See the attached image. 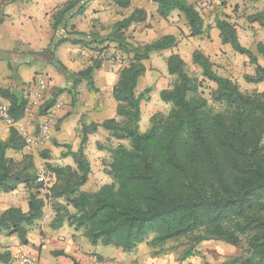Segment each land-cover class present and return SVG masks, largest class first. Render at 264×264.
<instances>
[{"label": "trees", "instance_id": "obj_1", "mask_svg": "<svg viewBox=\"0 0 264 264\" xmlns=\"http://www.w3.org/2000/svg\"><path fill=\"white\" fill-rule=\"evenodd\" d=\"M14 1L0 0V25L4 6ZM90 1L68 0L51 16L53 36L47 51L53 53L65 43L84 48L111 43L128 56V61L112 88L114 117L101 124L83 125L77 151L68 153L75 169L46 165L55 178L48 190L55 210L51 228L66 225L81 231L91 245L128 254L143 243L161 247L179 242L180 263L192 257L203 242H223L239 254L221 264H264V93L241 92L231 80L218 75L209 58L198 50L192 53L191 61L201 70L202 80L191 77L184 61L172 54L166 70L173 82L159 95L169 110L166 115H152L148 129L141 133L140 103L146 91L136 95V87L146 72L144 62L152 53L174 48L175 38L164 36L144 46L128 43L124 32L147 19L142 9L115 23L111 35L99 41L97 35L74 31L69 20L82 15ZM111 1L122 10L131 5L130 0ZM151 1L162 19L174 12L182 15L191 37L208 31L198 11L186 0ZM247 20L264 28V12ZM214 27L221 44L244 56L245 65L253 69L254 76H246V81L264 82V68L240 44L234 26L216 19ZM257 53L264 58L263 45L257 46ZM52 66L65 77L68 88L52 93L39 112L41 116L54 106L58 95L66 90L71 94L81 81L96 91L93 76L100 66L97 59L77 73L56 60ZM205 82L212 85L207 96L201 91ZM0 98L9 105L12 123L25 118L28 101L15 88L0 89ZM98 128L110 139L128 142V146L118 143L111 149L105 169L111 182L88 192L82 189L91 174L84 149L88 136ZM24 148V138L13 127L7 140H0V194L12 193L20 186L30 191L26 212L10 207L0 214V233L15 236L22 246L28 245L32 227L43 218L46 200L40 197L42 184L36 183L35 164L23 154ZM8 151L21 154V159L8 157ZM11 262L9 252H0V264Z\"/></svg>", "mask_w": 264, "mask_h": 264}, {"label": "rangeland", "instance_id": "obj_2", "mask_svg": "<svg viewBox=\"0 0 264 264\" xmlns=\"http://www.w3.org/2000/svg\"><path fill=\"white\" fill-rule=\"evenodd\" d=\"M130 1V8L122 10L117 8L111 0H94L92 4L94 18H91V15L81 17L73 29L97 35L99 41L100 38L111 35L115 23L127 17L133 10L142 9L146 12L147 19L144 23L130 26L124 32L128 43L134 46H144L164 36L175 38L174 48L152 53L148 61L144 62L146 72L138 80L136 87V95L146 91L140 103L139 130L141 133L148 129L152 115L156 113L166 115L169 110V105L163 103L159 95L173 82V77L169 76L166 70L167 58L172 54H177L184 61L186 71L191 77L202 80L201 70L191 61L192 53L198 50L209 58L213 70L218 75L231 80L241 92L264 93V82L253 84L246 81V76H254L253 69L245 65L244 56L234 52L230 46L221 44L218 31L214 27L216 19H225L231 23L236 30L240 44L251 51L264 68V58L257 53V46L260 44L264 46V28L251 24L247 20L250 15L264 12V1L250 3L245 0H186L188 4L194 6L205 25L209 27L208 31L200 37L190 36L184 17L177 12L172 13L167 19H162L156 14V5L151 0ZM13 3L20 9L33 14L31 25L37 31L48 28L44 15L39 12L43 7L40 0H15ZM61 7L62 4L54 8L50 13L51 16ZM17 14L21 18L22 11L20 10ZM42 36L46 38V35ZM3 43L6 48L12 46V50H0V89L9 90L13 87L29 101L27 115L17 124V131L26 139L28 147L24 148L25 154L29 155L35 164L36 177L41 179L42 184L40 197L46 200L43 218L31 229L35 236L32 238L35 242L33 249L29 243L26 246L20 245L15 236L0 233V252H9L8 249H12L13 253H16V248H19V252L29 251L27 255L36 262L35 264H55L56 261L60 262L58 264H74V262L81 264L74 260L69 262L55 251L49 253L52 246L46 240L48 232L42 228L52 229L51 223L55 217V210L48 190L55 178L46 165L70 166L75 169V164L68 153L77 151L81 127L91 123L101 124L115 115L116 103L112 98V88L117 81L119 71L127 63L128 56L111 43L92 44L89 48L68 44L62 56L66 62L63 65L67 70L77 73L91 66L95 59L98 60L100 66L93 76L96 91H92L86 82L81 81L71 94L66 90L58 95L56 103L60 104L59 110L49 125L48 134L43 135L42 120L48 115L47 112L42 116L39 114L44 107L43 104L56 90L68 88L64 76L57 74V78L48 79L44 73L48 67L54 69L52 61H58L61 57L57 50L50 53L45 48L34 52L35 49H30L32 46L26 44ZM40 77L47 81L48 87L42 88L36 85L37 82L34 84L33 80ZM51 82L54 83L53 86L50 85ZM210 88L212 85L205 82L201 91L207 96ZM118 143L128 146L126 141L118 142L110 139L108 133L101 128H98L95 134L88 136L84 154L89 162L91 174L82 188L84 191L92 192L101 185L111 182L105 169L111 160V149ZM8 156L16 161L21 159L19 153L10 152ZM29 193V189L20 186L15 194L0 196V211L9 205L24 206L28 201ZM80 235L87 246L83 251L91 252L86 255L87 262L84 264H221L239 254L238 250L230 245L209 241L199 244L194 255L180 263L178 260L182 246L179 242H169L161 247H152L148 243H143L138 245L134 252L128 254L101 244L91 245L82 234ZM37 243L45 245L40 252L37 251ZM14 262L12 258L11 264H15Z\"/></svg>", "mask_w": 264, "mask_h": 264}, {"label": "crops", "instance_id": "obj_3", "mask_svg": "<svg viewBox=\"0 0 264 264\" xmlns=\"http://www.w3.org/2000/svg\"><path fill=\"white\" fill-rule=\"evenodd\" d=\"M27 1H30V0H27ZM67 1L68 0H40L43 7L39 10V12L44 15V18L46 19V21L48 23V28L45 27L42 31H40L39 29L37 31L31 25V22H32L31 20H32V15H33L31 12H28L27 10L20 9L19 7H17V5H15V3H11L9 5L4 6L3 14L5 16H4L2 24L0 25V50H2V49L12 50V46L9 48L4 47L3 42L9 43V44L14 43V44H18V45L19 44L20 45L26 44V45L32 46L30 49H35L34 52H39L40 50L47 48L48 45L50 44L51 38L53 36V31H52L51 26H50V16H51L50 13L54 8H56L57 6H59L61 4L63 5ZM92 4H94V0H91L89 2L87 9L84 11V13L82 15L75 16L74 18L69 20L68 26L73 27L76 24V22H78L80 20V18L84 17V16L90 17V15H91V18H94V15L92 12V10H94V9H93ZM20 10L22 11L21 18H19V15L17 14ZM13 16L14 17L17 16V17L14 18ZM19 25H20V28H19ZM74 31L80 32L79 30H77L75 28H74ZM81 33H83V32H81ZM42 35H46V38L44 39ZM4 39H6V40H4ZM68 44L69 43H65V44H63L57 48V52L59 53V56L61 57V58H58L59 59L58 61L61 62L62 64L66 63L65 59H63L64 57H62V56H63V52L65 51ZM0 64H1V62H0ZM44 71H45L44 72L45 75L48 76V79L54 78V77L57 78L58 73L52 67H48ZM33 82H34V84L37 82L36 85L38 84L42 88L48 87L47 81L43 77L37 78V79L33 80ZM50 85L53 86L54 83L51 82ZM32 88H34V86H32ZM26 100L28 101V99H26ZM4 104L8 105V103L5 100L0 98V105H4ZM22 120H20V121H22ZM19 122L12 123V124H6L1 120L0 121V140H3V141L7 140L8 136H9V129L11 127L18 130L17 124ZM21 137H22V135H21ZM10 152H12V151L7 152V156H8V153H10ZM25 153H26L25 150H23V154H25ZM17 190L12 192V193H9V194H15L17 192ZM9 194H7V195H9ZM7 195L0 194V196H7ZM10 207H17V208H20L23 212H26L27 211V202H25L24 206L9 205V206L5 207L3 210H1L0 214L3 213L6 209H8ZM42 230L48 232V236H47L48 238L46 240H47V243L52 246V248H50V250H49V253L52 251L53 252L55 251L56 254L62 253V255H59V254L58 255L63 259L69 260V262L72 260L78 261L81 264H84L87 262L86 255L88 253H91V252L89 250L87 253L83 251V249H86L87 246L84 243L82 236L80 235V234H82L81 231L75 232L72 228H69L66 225H64L58 229L42 228ZM34 237H35L34 232H33V230H31L29 233L28 241H29V244L32 247V249H33V246H35L34 245L35 242L32 240V238H34ZM43 242L45 243V240ZM45 245H46V243H45ZM45 245L38 244L37 251L40 252V250H42L45 247ZM8 251L11 252V255L13 256L12 258L15 261L14 262L15 264H21L22 257L30 258L28 256L29 251L19 252V248H16V253H13L12 249H8ZM58 263H60V262L59 261L55 262V264H58Z\"/></svg>", "mask_w": 264, "mask_h": 264}, {"label": "built area", "instance_id": "obj_4", "mask_svg": "<svg viewBox=\"0 0 264 264\" xmlns=\"http://www.w3.org/2000/svg\"><path fill=\"white\" fill-rule=\"evenodd\" d=\"M59 107H60V104L55 103L52 108H50L49 110L46 111L48 115L43 117L42 126H41V132L43 135L48 134L49 125L53 122V117L58 112ZM8 108H9V105H7V104L0 105V119L6 124H12V120L9 116ZM24 140H26V139H24ZM25 147H28V146H26V141H25ZM36 181L38 183H41L40 178H37ZM21 264H35V262L32 261L30 258L22 257Z\"/></svg>", "mask_w": 264, "mask_h": 264}]
</instances>
